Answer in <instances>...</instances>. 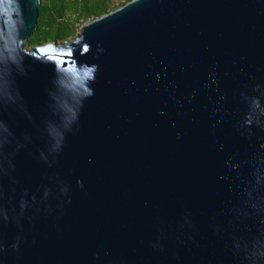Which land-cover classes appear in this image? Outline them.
<instances>
[{"label": "water", "instance_id": "obj_1", "mask_svg": "<svg viewBox=\"0 0 264 264\" xmlns=\"http://www.w3.org/2000/svg\"><path fill=\"white\" fill-rule=\"evenodd\" d=\"M0 0V264H264V0H133L28 48Z\"/></svg>", "mask_w": 264, "mask_h": 264}, {"label": "trees", "instance_id": "obj_2", "mask_svg": "<svg viewBox=\"0 0 264 264\" xmlns=\"http://www.w3.org/2000/svg\"><path fill=\"white\" fill-rule=\"evenodd\" d=\"M133 0H41L38 27L27 41L28 48L76 37L81 27Z\"/></svg>", "mask_w": 264, "mask_h": 264}]
</instances>
